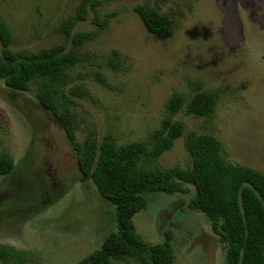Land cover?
<instances>
[{"label":"rangeland","instance_id":"1","mask_svg":"<svg viewBox=\"0 0 264 264\" xmlns=\"http://www.w3.org/2000/svg\"><path fill=\"white\" fill-rule=\"evenodd\" d=\"M80 1L0 0V20L12 34L9 49L38 52L62 44L81 55L62 88L78 140L92 132L97 141L107 134L117 144L148 141L170 94L188 98L200 82L221 89L212 117L181 109L174 118L185 131L217 137L226 161L264 173V0H91L86 18L66 36L64 24ZM137 4L173 16L164 37L146 30L133 10ZM78 31L94 37L73 46L70 36ZM113 50L117 69L108 62ZM36 89L34 82L17 91L0 81V153L15 163L0 176V247L10 254L0 264H73L116 229L114 207L78 171L62 126L39 103ZM143 162L142 168L188 167L183 136L156 160ZM187 187L186 194L144 192L146 205L132 216L135 231L148 244L162 242L170 231L172 264H224L209 220L187 206L193 193ZM114 262L140 264L132 258Z\"/></svg>","mask_w":264,"mask_h":264},{"label":"trees","instance_id":"2","mask_svg":"<svg viewBox=\"0 0 264 264\" xmlns=\"http://www.w3.org/2000/svg\"><path fill=\"white\" fill-rule=\"evenodd\" d=\"M88 3L94 5L91 0H81L75 15L65 22L66 36L75 22L86 18ZM133 10L146 30L158 38L164 37L175 22L172 15L158 12L147 4H137ZM11 37L10 29L0 20V81L17 91H27L31 82L36 83V97L62 126L75 153L78 171L90 179L97 192L114 207L116 229L103 237L99 247L73 264H115L114 261L125 258L140 264H172L171 232L164 231L162 242L148 244L136 233L132 216L145 207L144 192L186 194L189 192L187 185L193 188L187 206L203 213L209 220L212 231L222 243L224 264H264V173L226 161L222 142L217 137L209 132L185 131L184 124L174 118L175 113L183 109L209 120L220 88L205 89L200 82H195L188 98L173 91L164 104L159 127L152 131L148 141L117 144L109 134L97 141L92 132L80 141L76 137V119L67 106L70 100L62 88L67 69L75 65L81 55L64 51L62 44L38 52L11 50L8 48ZM93 37L94 33L88 31H78L70 36L73 46ZM117 54L113 50L108 57L112 69L119 66ZM96 78L106 84L103 74H97ZM180 136H183L190 157L188 167L142 168L138 165L141 159L143 164L156 160ZM14 168L13 158L0 153V176L9 175ZM9 255L0 247V257Z\"/></svg>","mask_w":264,"mask_h":264}]
</instances>
